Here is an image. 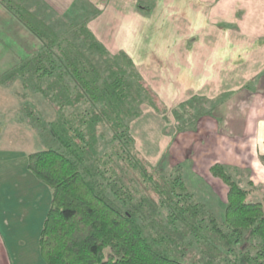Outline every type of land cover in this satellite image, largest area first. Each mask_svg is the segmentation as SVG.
<instances>
[{
  "label": "trees",
  "instance_id": "1",
  "mask_svg": "<svg viewBox=\"0 0 264 264\" xmlns=\"http://www.w3.org/2000/svg\"><path fill=\"white\" fill-rule=\"evenodd\" d=\"M3 3L40 46L0 73V84L19 81L53 112L46 119L35 103L22 105L46 145L29 153L30 169L52 190L40 236L46 262L264 264V200L249 198L257 187L242 185L239 168L211 167L228 187L219 220L189 188L182 163L153 165L139 150L132 122L164 102L133 58L111 52L90 28L101 10L88 0L64 13L45 0ZM205 100L173 107L175 136L197 130L212 110ZM191 251L192 261L178 257Z\"/></svg>",
  "mask_w": 264,
  "mask_h": 264
},
{
  "label": "crops",
  "instance_id": "2",
  "mask_svg": "<svg viewBox=\"0 0 264 264\" xmlns=\"http://www.w3.org/2000/svg\"><path fill=\"white\" fill-rule=\"evenodd\" d=\"M3 1L0 73L40 46ZM45 1L64 13L77 0ZM88 1L101 10L89 22L95 35L111 52H127L166 105L200 95L212 106L197 130L184 133L186 159L194 153L192 169L205 176L196 166V153L211 154L214 159H207L204 167L213 160L244 164L256 189H263L264 0ZM11 87L0 84V102L15 100L17 92ZM37 101L45 103L42 98ZM6 112L0 109V118ZM235 116L243 118L242 125L230 135L224 129ZM9 120L10 137L16 142L24 138L28 147L0 143V264H48L40 236L52 190L29 167V148L41 138L35 127V135L32 129L29 136L21 133L24 127L18 123L23 124V118Z\"/></svg>",
  "mask_w": 264,
  "mask_h": 264
},
{
  "label": "rangeland",
  "instance_id": "3",
  "mask_svg": "<svg viewBox=\"0 0 264 264\" xmlns=\"http://www.w3.org/2000/svg\"><path fill=\"white\" fill-rule=\"evenodd\" d=\"M25 44L28 45L27 43ZM8 86H12L11 88L16 89L17 94H15V100L9 98L8 101L5 100L4 102L3 100L2 102H0L1 111H7L6 115L0 118V143L1 145H25L28 147V144L25 142V140L23 143L24 138H20L19 142H16L10 137L9 131L11 130L12 126L10 125L11 122L9 119L11 117H15L19 120L23 118V124L19 122L18 126L19 128L24 127L21 128V133L26 136H29V133H31V129L33 135H35V129L34 127H32L31 117H29L26 112L22 110V105L24 103L33 105L35 103L34 105L37 109V112L41 113L46 119L52 118L53 112L50 106L48 105L49 103L43 98L41 94L32 93L30 91L25 90L19 81H16L12 85ZM38 98H42L45 103L37 105L39 103V101H37ZM160 99L163 102L161 97ZM9 101H13V103L10 104ZM14 103L17 106H15ZM11 105H14V107H10ZM162 105V112L160 113L156 112L153 108L147 106L144 113L132 122L131 128L137 140V146L139 150L144 154L146 158L150 160V162L153 163V165H160V167H166L171 166L177 162L182 163L185 172L186 182L189 188L195 193L196 198L200 201L205 202L209 207L213 209L217 218L219 220H223L228 187L220 178L213 175L211 167L216 163L224 162L213 160L209 167H204L205 161L207 159L209 160V158L214 159V155H201L200 152H197L196 154L198 156V160L196 162V166L200 172L205 173V176H201L200 174L196 173L192 169V156H194V153H188L187 157L189 158L186 159V152H184V147L182 146L185 132L181 133L180 135L178 134L176 137L174 135L175 119L172 113V109L174 106H168L165 103H162ZM242 121L243 118H239V116H235L233 120L229 119V123L225 127L224 131H226L230 135L231 133H238L242 125ZM13 123L16 122L14 121ZM18 130L20 131V129ZM177 137L178 139L175 140V138ZM170 139L172 140V142L175 140V142L172 147L171 143L168 148L167 145ZM32 143L33 146L29 148L32 151L44 149L46 147L45 143L41 139H36L35 141H32ZM170 147L172 148V152L168 150L171 149ZM192 149H189V151H191ZM224 164L230 165L227 163ZM230 166H235L241 170L239 173V175L241 176L239 181L242 183L243 186L248 187V181L252 180L250 174L251 172L248 167H246V165L244 164H233ZM249 198L253 200L260 198L264 200V187L261 190H252ZM178 257L181 259L192 261V258L198 257V254H196L194 251H191L185 256L179 254Z\"/></svg>",
  "mask_w": 264,
  "mask_h": 264
}]
</instances>
